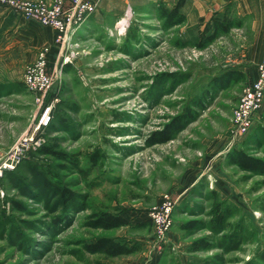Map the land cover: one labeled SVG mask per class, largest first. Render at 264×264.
I'll return each instance as SVG.
<instances>
[{"label":"rangeland","instance_id":"rangeland-1","mask_svg":"<svg viewBox=\"0 0 264 264\" xmlns=\"http://www.w3.org/2000/svg\"><path fill=\"white\" fill-rule=\"evenodd\" d=\"M178 1L96 0L75 36L76 58L44 97L52 107L44 146L67 160L39 149L0 176V264H264V176L229 164L236 151L264 161V101L250 130L235 137L232 115L252 81L222 89L212 80L227 70L257 74L264 0H185L184 22L167 28L160 8ZM223 16L241 26L205 45L206 26ZM22 53L0 38V162L39 115L21 82L29 63ZM169 125V142L150 145ZM62 190L75 195L74 204L60 200ZM162 195L177 200L163 240L150 221ZM214 203L226 216L212 232ZM101 211L131 226H84ZM188 221L199 224L182 230ZM100 237L135 252L84 251ZM201 238L210 248L189 252Z\"/></svg>","mask_w":264,"mask_h":264},{"label":"built area","instance_id":"built-area-1","mask_svg":"<svg viewBox=\"0 0 264 264\" xmlns=\"http://www.w3.org/2000/svg\"><path fill=\"white\" fill-rule=\"evenodd\" d=\"M0 7L8 9L20 18L36 21L55 31L54 43L56 58L53 67H48V48L36 54V60L26 65L22 72V85L32 95L39 107L38 118L22 135L0 162V176L10 172L26 156L44 146L43 133L51 122L52 107L44 97L52 83L61 77L66 65L72 64L77 56L78 42L76 31L80 25L96 11L95 0H0ZM264 101V60L257 67L253 82L246 84L232 115L233 136L245 135L253 125L255 114L262 108ZM160 202L151 210L152 231L157 239H164L171 228L172 210L177 200L162 195Z\"/></svg>","mask_w":264,"mask_h":264},{"label":"trees","instance_id":"trees-1","mask_svg":"<svg viewBox=\"0 0 264 264\" xmlns=\"http://www.w3.org/2000/svg\"><path fill=\"white\" fill-rule=\"evenodd\" d=\"M228 4H231L233 0H226ZM185 0H179L173 7L171 8H160V18L162 19L164 26L167 28H173L176 26H180L185 20V16L180 12V7L184 4ZM241 26V21H234L232 18L227 16H223L222 18L214 17L211 19L210 23L205 28L206 43L215 41L219 37L223 36V34H227L232 29H238ZM174 76V74H169V77ZM214 84L218 85L220 88L225 89V87L230 86L231 84H237L245 80L244 73L236 70H227L225 73L214 77ZM175 122L174 124L178 125L175 127L174 131H177L182 128L183 124L181 122ZM172 125V124H171ZM171 125L166 127L165 131L155 132L152 135V140L150 141V145H155L156 143H167L169 142L170 132L172 131ZM41 153L46 155H56L59 159L67 160V157L64 154L59 152H54L51 147L43 146L39 150ZM229 164L236 166L241 172H248L254 175H263L264 176V161L259 158H253L243 151H236L229 155ZM60 200L65 205L74 204L76 201L75 195L67 190H62L59 193ZM84 205L81 207V211L85 209V201ZM18 208L21 209V206L18 205ZM225 211L220 209L219 203H214L210 212V220L209 224L210 231L214 232L216 229H220L224 227L225 222ZM199 223L196 221H188L185 224H181L180 228L182 230L186 229H194L197 227ZM85 227L93 229V230H114L116 228L129 227L130 222L126 220L121 214L118 213H108V212H99L97 214H91L87 217ZM142 225H137L140 227ZM210 248V244L203 238L193 241L188 246L189 252H201V250H207ZM85 252L92 255H103L108 258H115L118 256H128L129 254L135 252V248L133 246H128L125 243H121L116 240H112L107 237H100L94 240L91 243H85L83 246Z\"/></svg>","mask_w":264,"mask_h":264},{"label":"crops","instance_id":"crops-1","mask_svg":"<svg viewBox=\"0 0 264 264\" xmlns=\"http://www.w3.org/2000/svg\"><path fill=\"white\" fill-rule=\"evenodd\" d=\"M84 24L85 21L80 25L76 34L81 31ZM54 34L55 31L52 28L44 27L36 21L25 20L22 17L20 18L8 9L0 7V38L8 39L9 42H11V47L13 46L15 49L23 52L22 56L28 59V64H31L36 60V54L42 48L49 49V62L51 52L56 50L53 41ZM256 75L257 74H254V72L250 73V75L245 73V79L253 82Z\"/></svg>","mask_w":264,"mask_h":264}]
</instances>
